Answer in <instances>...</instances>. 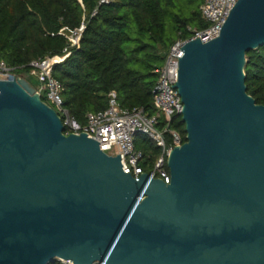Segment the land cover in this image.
Here are the masks:
<instances>
[{
  "label": "water",
  "instance_id": "water-1",
  "mask_svg": "<svg viewBox=\"0 0 264 264\" xmlns=\"http://www.w3.org/2000/svg\"><path fill=\"white\" fill-rule=\"evenodd\" d=\"M262 45L264 0H238L216 38L180 49L169 183L135 180L64 135L24 77L0 80V264H264V105L244 72Z\"/></svg>",
  "mask_w": 264,
  "mask_h": 264
},
{
  "label": "trees",
  "instance_id": "trees-1",
  "mask_svg": "<svg viewBox=\"0 0 264 264\" xmlns=\"http://www.w3.org/2000/svg\"><path fill=\"white\" fill-rule=\"evenodd\" d=\"M184 1L195 6L185 10L182 0H0V60L26 74L30 60L61 55L68 44L63 32L83 23L78 45L51 70L68 112L83 123L87 112L106 107L114 91L121 106L153 114L155 69L176 39L207 25L201 0ZM246 57L247 93L264 105V45ZM170 127L186 140L181 115L172 116ZM134 144L146 162L155 161L159 148L142 134L134 135Z\"/></svg>",
  "mask_w": 264,
  "mask_h": 264
},
{
  "label": "built area",
  "instance_id": "built-area-1",
  "mask_svg": "<svg viewBox=\"0 0 264 264\" xmlns=\"http://www.w3.org/2000/svg\"><path fill=\"white\" fill-rule=\"evenodd\" d=\"M107 2L109 0H99ZM238 0H201L199 10L207 25L203 28H192L189 38H178L169 47L164 62L155 69L157 80L152 90L153 114H147L141 107H125L118 103L114 91L107 94V105L104 109L87 112L84 122L79 123L63 105L61 86L52 75V66L62 61L69 48L78 45L83 23L74 29L63 32L68 44L62 49L61 55L45 56L30 60L26 65V75L35 79L31 85L39 98L50 106L59 117L62 133L79 134L98 143L99 150L109 156H120V168L135 180L141 173L149 178H157L169 183L170 174L167 157L174 146L183 143L180 133L170 127L174 115H181L183 102L178 90L171 84L177 82L178 58L183 55L180 49L190 39L199 38L207 42L216 38ZM63 30V29H61ZM174 56V57H173ZM19 76L13 67L0 60V80L13 79ZM142 134L149 143L159 148V154L151 164L145 161L144 153L134 144V135ZM169 138V140H168ZM142 196H137L136 201ZM50 264H73L70 260L56 258ZM92 264H103L95 261Z\"/></svg>",
  "mask_w": 264,
  "mask_h": 264
},
{
  "label": "rangeland",
  "instance_id": "rangeland-1",
  "mask_svg": "<svg viewBox=\"0 0 264 264\" xmlns=\"http://www.w3.org/2000/svg\"><path fill=\"white\" fill-rule=\"evenodd\" d=\"M181 4V6L183 7V8H185V10H186V8H187V10L189 9V8H193L195 5H190V6H188L186 3H185V1L184 0H182V2L180 3ZM170 26H171V22L168 20L167 21V30L168 31H170L169 29H170ZM16 74H18L19 76H22V77H24L31 85H35V79L33 78V77H30V76H27L26 74H23V73H18V72H16Z\"/></svg>",
  "mask_w": 264,
  "mask_h": 264
}]
</instances>
